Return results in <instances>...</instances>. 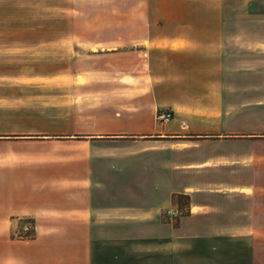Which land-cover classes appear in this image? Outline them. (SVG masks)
Wrapping results in <instances>:
<instances>
[{
  "label": "crops",
  "instance_id": "obj_1",
  "mask_svg": "<svg viewBox=\"0 0 264 264\" xmlns=\"http://www.w3.org/2000/svg\"><path fill=\"white\" fill-rule=\"evenodd\" d=\"M175 1L190 18L133 43L159 61L133 87L116 74L111 129L53 137L112 152L63 175L0 162V264H264V16Z\"/></svg>",
  "mask_w": 264,
  "mask_h": 264
},
{
  "label": "rangeland",
  "instance_id": "obj_2",
  "mask_svg": "<svg viewBox=\"0 0 264 264\" xmlns=\"http://www.w3.org/2000/svg\"><path fill=\"white\" fill-rule=\"evenodd\" d=\"M231 4L248 7L250 19L264 16V0ZM178 7L192 5L175 0H0L4 169L63 175L67 165L112 152L109 146L53 137L111 129V116L119 110L117 100L124 98L118 95L116 74L127 77L120 84L133 87L136 79L130 78L136 74L142 83L148 82L147 57L159 61V55L146 54L147 48L133 43L148 39L147 25L154 36L173 34L171 25L190 18L183 11L169 16ZM168 18L170 26L161 29V19ZM95 73L102 74L100 79ZM123 152L129 155L127 149ZM18 226L26 228L18 234L30 236V222Z\"/></svg>",
  "mask_w": 264,
  "mask_h": 264
},
{
  "label": "built area",
  "instance_id": "obj_3",
  "mask_svg": "<svg viewBox=\"0 0 264 264\" xmlns=\"http://www.w3.org/2000/svg\"><path fill=\"white\" fill-rule=\"evenodd\" d=\"M171 117H172V114L169 113V112H158L156 114V117L155 118H156V121H158V122H166V121L170 120ZM168 214L169 215L171 214V215L174 216V213L168 212Z\"/></svg>",
  "mask_w": 264,
  "mask_h": 264
}]
</instances>
